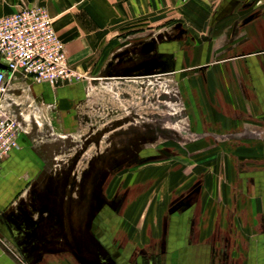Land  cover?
I'll return each instance as SVG.
<instances>
[{
  "label": "rangeland",
  "instance_id": "obj_1",
  "mask_svg": "<svg viewBox=\"0 0 264 264\" xmlns=\"http://www.w3.org/2000/svg\"><path fill=\"white\" fill-rule=\"evenodd\" d=\"M112 2L57 0V9L66 17L88 7L91 20L99 21L101 12L113 10ZM240 2L225 0L211 21ZM165 11L158 1L157 24L148 26L142 14L97 42L92 62L69 80H85L89 93L81 103L42 112L34 99L21 102L19 121L35 140L48 143L51 169L20 209L30 217L28 245L16 249L23 264H40L52 247L70 252L79 264H131L135 254L147 258L149 248H157L153 264H166L162 250L169 233L194 231L200 202L216 205L228 196L223 187L233 160L220 158L229 156V136L216 135L211 125L198 130L197 106L188 93L198 75L206 78L210 65L198 62L204 49L197 44L213 32ZM214 182L222 188L216 198Z\"/></svg>",
  "mask_w": 264,
  "mask_h": 264
},
{
  "label": "crops",
  "instance_id": "obj_2",
  "mask_svg": "<svg viewBox=\"0 0 264 264\" xmlns=\"http://www.w3.org/2000/svg\"><path fill=\"white\" fill-rule=\"evenodd\" d=\"M111 1L113 10L101 12L99 21L91 20L88 7H78L63 17L57 0H0V15L14 12L24 3L46 4L51 15L57 17L55 28L65 41L70 64L76 70L92 62L97 42L106 41V33L121 28V24L140 19L142 14L148 17V26L157 24L158 1L164 2L168 17L180 16L200 32L212 30L210 39L197 44L204 49L198 62L210 65L204 73L206 78L198 75L196 85L191 82L188 93L197 106L198 130L211 125L216 135L229 136L227 142L232 147L225 153L229 156L220 158L235 161L229 165V184L223 187L228 196L216 205L211 199L202 200L194 231L170 232L162 254L166 264H264V0H237L241 2L232 12L225 15L224 7L219 12L221 18L213 21V14L225 0ZM102 2L109 5L110 0ZM174 2L177 3L173 7ZM230 5L229 1L226 8ZM85 23L91 27H83ZM98 23L100 27H95ZM4 68L7 90L2 105L18 121L24 108L21 102L26 100L34 99L39 111L56 106L61 112L65 105L87 99L89 90L83 79L36 82ZM19 122V147L2 161L0 169V264H23L16 249L28 245L24 233L30 217L20 215V209L28 206L27 193L38 182L44 183L51 170L50 146L35 140L26 132L27 126ZM211 184L212 197L216 198L222 188L218 183ZM190 218L185 219V225ZM154 239H160V235L154 233ZM157 250L149 248L147 258L146 254H135L137 258L131 264H153L152 255L161 253V249ZM40 264L79 263L70 252L52 247L43 252Z\"/></svg>",
  "mask_w": 264,
  "mask_h": 264
},
{
  "label": "built area",
  "instance_id": "obj_3",
  "mask_svg": "<svg viewBox=\"0 0 264 264\" xmlns=\"http://www.w3.org/2000/svg\"><path fill=\"white\" fill-rule=\"evenodd\" d=\"M19 72L36 82L57 83L77 76L67 45L58 35L52 15L42 3H29L0 15V169L2 161L19 147L20 122L2 105L7 75Z\"/></svg>",
  "mask_w": 264,
  "mask_h": 264
}]
</instances>
